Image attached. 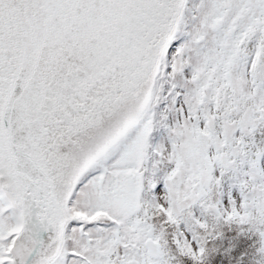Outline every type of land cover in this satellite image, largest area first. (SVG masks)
I'll list each match as a JSON object with an SVG mask.
<instances>
[{"label":"snow or ice","instance_id":"obj_1","mask_svg":"<svg viewBox=\"0 0 264 264\" xmlns=\"http://www.w3.org/2000/svg\"><path fill=\"white\" fill-rule=\"evenodd\" d=\"M258 137L264 0H0V264H264Z\"/></svg>","mask_w":264,"mask_h":264},{"label":"trees","instance_id":"obj_2","mask_svg":"<svg viewBox=\"0 0 264 264\" xmlns=\"http://www.w3.org/2000/svg\"><path fill=\"white\" fill-rule=\"evenodd\" d=\"M217 236L209 241L206 264H254L256 237L251 231H217Z\"/></svg>","mask_w":264,"mask_h":264},{"label":"rangeland","instance_id":"obj_3","mask_svg":"<svg viewBox=\"0 0 264 264\" xmlns=\"http://www.w3.org/2000/svg\"><path fill=\"white\" fill-rule=\"evenodd\" d=\"M155 135L156 136L153 138V145H157L165 142L166 134L164 133L163 130H160V133H156ZM258 139H264V137H258ZM217 231H250V230L238 224H234V223L229 224L222 222L217 226Z\"/></svg>","mask_w":264,"mask_h":264},{"label":"clouds","instance_id":"obj_4","mask_svg":"<svg viewBox=\"0 0 264 264\" xmlns=\"http://www.w3.org/2000/svg\"><path fill=\"white\" fill-rule=\"evenodd\" d=\"M260 223H264V220L259 221ZM214 227H217L218 225L214 224Z\"/></svg>","mask_w":264,"mask_h":264}]
</instances>
